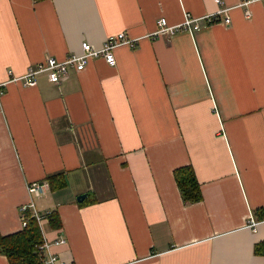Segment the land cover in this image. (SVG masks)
<instances>
[{
  "label": "crops",
  "instance_id": "1",
  "mask_svg": "<svg viewBox=\"0 0 264 264\" xmlns=\"http://www.w3.org/2000/svg\"><path fill=\"white\" fill-rule=\"evenodd\" d=\"M251 1L247 20L241 0H0L1 234L22 231L27 186L62 173L35 201L57 212L42 233L67 240L50 252L68 264H264V0ZM220 9L230 26L154 35L161 18ZM120 33L133 42L114 67L99 57L58 85L13 81ZM186 166L199 203L177 186Z\"/></svg>",
  "mask_w": 264,
  "mask_h": 264
},
{
  "label": "built area",
  "instance_id": "2",
  "mask_svg": "<svg viewBox=\"0 0 264 264\" xmlns=\"http://www.w3.org/2000/svg\"><path fill=\"white\" fill-rule=\"evenodd\" d=\"M215 3L221 5L222 0H215ZM251 3V0H241L238 5V7L246 8L245 18L247 20L252 18V13L249 9ZM229 11L230 9H220L216 13L198 18L186 13L183 23L175 26L169 25L167 19L161 18L157 21L158 28L154 35L158 37L161 34L171 36L180 31H187L190 33L197 32L205 26L217 23L221 16H224L222 22L225 25L230 26L231 18L227 15ZM132 42L133 41L127 38L126 33H120L108 38L101 49H96L90 43L84 42L82 44L83 53L81 55H70L63 61H59L53 57H47L44 62L29 67L28 71L23 76L16 77L13 81L19 82L28 87H35L37 86V77L46 74L51 83L58 85L68 79L71 68L81 72L85 70L91 59L99 57L104 58L110 66L114 67L117 65L115 50L123 45H129ZM2 87L3 86L0 84V92ZM27 191L31 200L21 205L19 208L22 229L28 227V215H30V217L36 220L40 229L43 231V225L50 220L53 211L41 212L35 200L45 197L50 191V185L44 182L30 183L27 186ZM259 223L260 220H256V218L251 215L247 227L256 231ZM66 244L67 240L65 238H59L53 242L47 241L44 238L43 243L39 245L37 249L41 264H68L58 255L50 252L53 245L63 246Z\"/></svg>",
  "mask_w": 264,
  "mask_h": 264
},
{
  "label": "trees",
  "instance_id": "3",
  "mask_svg": "<svg viewBox=\"0 0 264 264\" xmlns=\"http://www.w3.org/2000/svg\"><path fill=\"white\" fill-rule=\"evenodd\" d=\"M174 177L184 203L195 204L203 200L201 186L193 167L186 166L176 169ZM47 182L51 191L61 190L66 186V178L62 173L48 177ZM84 204L87 202L85 201ZM28 220V227L18 233L5 236L0 232V255L7 257L10 264H41L37 249L44 241L43 233L34 218L28 215ZM49 221L54 230L61 226L55 211L52 212ZM263 247L260 245L256 248L257 254L264 253Z\"/></svg>",
  "mask_w": 264,
  "mask_h": 264
},
{
  "label": "water",
  "instance_id": "4",
  "mask_svg": "<svg viewBox=\"0 0 264 264\" xmlns=\"http://www.w3.org/2000/svg\"><path fill=\"white\" fill-rule=\"evenodd\" d=\"M86 198H87V195L84 194V195L79 196L77 200H78L79 203H82V202L85 201Z\"/></svg>",
  "mask_w": 264,
  "mask_h": 264
},
{
  "label": "rangeland",
  "instance_id": "5",
  "mask_svg": "<svg viewBox=\"0 0 264 264\" xmlns=\"http://www.w3.org/2000/svg\"><path fill=\"white\" fill-rule=\"evenodd\" d=\"M44 229L48 230L47 227H44Z\"/></svg>",
  "mask_w": 264,
  "mask_h": 264
}]
</instances>
